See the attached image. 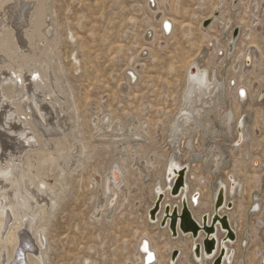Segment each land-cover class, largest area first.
<instances>
[{"label": "rangeland", "instance_id": "rangeland-1", "mask_svg": "<svg viewBox=\"0 0 264 264\" xmlns=\"http://www.w3.org/2000/svg\"><path fill=\"white\" fill-rule=\"evenodd\" d=\"M218 1H158L161 11L176 20L173 36L164 40L160 39L159 22H155L147 0H49L53 32L47 39L50 46L45 58L55 66V76L65 92V113L69 117L60 135L55 137H73L85 148L81 151L80 162L68 172H61L53 161L37 164L39 180L45 178L49 184L54 183L52 198L56 201L52 209L47 208L46 214L36 220V225L43 229L47 243L44 264H126L134 260L136 241L144 232L153 237L164 261L169 260V256L172 257L176 251L177 258L173 264H200L193 253L194 248L201 245L198 236L188 232L194 238L187 239L178 230L173 231L170 221L168 223L169 218L164 216L165 209L170 210L171 205L177 209L179 205L182 206V202L179 204V199H175L179 194L171 195L170 192L173 186L167 165L171 158L187 167L185 173L189 170L197 179H205L204 184L191 179L189 190L202 188L205 191L201 195L207 205L208 212L204 213L207 218L211 215L208 209L217 183L228 182L227 173L238 170L237 178L243 189L240 195L233 198L232 214L226 212L237 236L234 240L227 237L226 241H236L231 248L237 264H261L259 257L264 252V232L257 226V221L264 220V96L261 101L255 96H258V90L262 88L260 81L264 79V0H241V5L232 14L233 22L242 27L240 30L235 28L238 30L237 38H240L237 42L239 49L243 50L246 46L249 40L245 35L250 32L254 43L263 53L257 62L260 67L254 74H244L241 80L248 85L250 95H254L250 96L244 110L235 106L231 92L229 96L226 94L229 99H226L228 104L225 106L229 108L232 104L235 119L247 114L253 135L237 151L232 146L236 138L234 131L227 137H220L218 133L207 139L194 134L193 149L186 148L187 141L183 144V136L177 143H172L168 133L181 103L187 65L198 54L202 52L197 60L200 66L205 67L209 63L207 66L210 65L209 68H213L217 78L225 84L231 78L237 79L239 74L232 69L233 57L217 61L216 52L207 46L212 36L220 39V44H226L228 33L222 39L219 25L216 24L209 31L202 30L200 26ZM222 12L225 18H229L230 0H225ZM239 19L245 23H239ZM185 24L188 27L183 29ZM152 28L158 36L152 43L146 44L144 36ZM143 47L148 50L139 56ZM137 65L138 81L125 91L122 86L127 81L125 69L132 70ZM102 116L119 124L130 120L137 129L145 132V140L123 151L110 142H99L94 136L97 129L95 120ZM204 142L222 149L226 163L221 171L215 172L214 168L205 166L201 158L195 157L204 155L203 148H200ZM48 148L56 156L58 144L53 143ZM39 151L37 144L33 148H26L23 154L34 157L36 153H41ZM114 160L125 171L124 183L117 193L116 203L111 209L113 211H107L106 207L98 210L101 205L99 199H105L101 192L105 175ZM254 161L258 162L257 168L260 166L256 171H253ZM23 168L28 169L26 166ZM251 171L254 172L253 176ZM255 175L261 176L258 177L260 185L253 178ZM247 181L248 189L244 191ZM157 188L161 190L160 199ZM157 201L159 206L152 217ZM255 207L257 213L253 210ZM25 230L22 228L20 232ZM187 240L196 243L191 247ZM164 243L168 247L164 248ZM180 244H184L183 247L180 250L173 248L170 254L169 246Z\"/></svg>", "mask_w": 264, "mask_h": 264}, {"label": "bare ground", "instance_id": "bare-ground-1", "mask_svg": "<svg viewBox=\"0 0 264 264\" xmlns=\"http://www.w3.org/2000/svg\"><path fill=\"white\" fill-rule=\"evenodd\" d=\"M147 1L148 8L155 22H159L160 39L171 38L175 31L176 20L161 11L158 1L165 3V0ZM224 3L225 0H219L210 16L203 19L200 26L202 30L209 31L216 24L219 25L222 39L228 33L226 44H220V39L212 36L207 46L216 52L217 61L222 62L229 57H233L232 69L235 73L239 72V74L237 79L231 78L226 84L223 83L217 78L213 68L210 69V65L207 66L209 63L205 67L200 66L197 60L198 57L202 56V52L187 65L181 103L168 130L169 139L172 143H175L183 136L185 138L183 144L187 141V149H193L194 147L192 142L194 134L196 136L199 135L202 139H207L218 133L220 137H227L232 135L234 131L236 138L232 141V146L237 151L253 135L247 114H241L238 119H235L231 108L232 104L230 103L229 108L225 106V104H228L226 99H229L226 98V94L229 96L231 92L235 106L239 110H244L250 96L254 95H250L248 85L242 83L241 80L244 74H254L255 70L260 67L257 66V62L263 53L260 52L258 45L254 43V38L249 34L250 32L245 35L248 36L247 39L249 40L246 46L243 50L239 49L237 42H239L240 38L234 39L232 32L235 28L242 29V27L233 22L232 14L241 5V0H230L231 12L229 18L223 16L222 8ZM50 15L49 0H0V264H44L47 243L45 236L43 237V229L36 225V220L39 216L46 214L47 208L52 209L56 201L55 198H52L55 193L54 183L53 185L49 184V180L47 181L45 178H40L39 180L37 164L40 163L42 165L53 161L61 169V172H68L80 162L82 158L81 151L85 148L82 143L79 144V141L73 137H71L73 140L66 136H61L58 139L55 137L60 135L68 123L69 117L65 113L67 110L65 92L60 80L55 76V66L51 65L45 58L50 46L47 39L53 32ZM205 20L210 21L207 27L202 25ZM164 21L170 23V32L167 35L164 34L162 28ZM239 21L241 24L245 23L242 19H239ZM182 27L184 29L188 25L185 24ZM245 30L242 31L245 33ZM249 30L247 29V31ZM157 36L156 30L152 28L150 33L144 36L145 43H152ZM262 37L264 38V36ZM241 39L244 38L241 37ZM146 50H148L147 47H143L139 56L145 54L144 51ZM237 53L239 54L237 55ZM137 68L138 65L134 69H130L134 76V82H131L130 77L127 75V71L130 70L125 69L127 81L122 85L125 91L137 83L139 78ZM232 79L233 83L231 84ZM260 82V87H263L264 79ZM259 90L258 96H255L257 99L260 97L262 88ZM95 121L97 124V129L94 133L95 138L99 142H110L114 147L122 149V151L127 147H136L142 143V140H145L143 138L145 132L137 129L130 120L119 124L115 120L102 116V118ZM53 143H57L59 146L56 156L49 151L50 148L47 149V146L50 147ZM37 144L40 154L36 153V156L31 157L27 153L24 156L23 153L26 148H33ZM172 148L174 147L172 146ZM200 148H203L204 155L195 154V157L201 158L205 166L211 169L214 168L215 172L221 171L222 167H225L226 160L220 147L211 146V144L204 142ZM169 162V165H167L168 174L172 177L171 186H173L172 184L177 178L176 171L184 167L174 162L173 158ZM235 162L239 164L238 161ZM253 164L255 166L253 171L258 170L260 167L257 168L258 162L254 161ZM23 166L28 169L25 170ZM184 169L186 170L187 167ZM253 171H251V175L252 173L254 174ZM238 173V170H233L232 173L227 174L226 179L228 182L220 181L217 183L208 209L211 210V215H208L207 218V226H209L214 202L219 190L223 188L224 207L219 209L218 215L219 217H227V223L233 232L232 239L237 236V233L231 223L229 213L233 209L235 197L240 195L243 189L240 179L237 178ZM256 175L253 178L258 180L260 185V178L258 177L261 176ZM37 178L38 181H36ZM124 179V169L117 160H114L105 175L103 191H101L105 199H99L101 205H97L98 210L103 207H106L107 211L112 209ZM191 179L199 183H205V179H197L195 174L190 173L188 170L184 175V186L180 189V193L175 199H179V204L185 199L189 216L199 226L197 236L200 239L201 248L199 256L196 255V251L193 252L194 257L200 264H206V261L212 264L219 255L220 250L224 249L225 253L221 264H237L235 253L231 248L236 241L224 240L228 233L223 231V229L221 231L219 223L215 227V234L210 236V238H215V251L211 256L204 254L202 240L206 238V234L202 218L207 211V205L202 201L201 193L204 194L205 191L203 192L202 188L190 191L189 182L193 181ZM244 180L246 179L244 178ZM247 183L248 181L245 182L244 191L246 188L248 189ZM177 185L178 183L176 182ZM156 190L158 196L161 190L158 188ZM207 191L209 192V190ZM228 202L232 204L231 209L227 207ZM170 208V215L167 216L177 217L176 230L183 236H187V239L194 238L189 233L185 235L178 227V217L181 212L180 205L177 209V215L175 213L172 214L173 205ZM253 210L257 213L256 207ZM226 212L229 213L227 214ZM162 215L163 210L160 214V219ZM232 217L234 216L232 215ZM169 221L170 219H168V223ZM257 226L263 229L264 232V220L257 221ZM22 228L26 229L23 233L20 232ZM143 239L148 242V251L153 252L154 261L150 264H168L172 260L169 256V260L164 261L153 237H149V233L144 232L136 241L134 260L126 262V264H144L146 253L139 249ZM187 242H190L191 247L196 243L193 240H187ZM252 243L254 245V242ZM183 245L169 246L170 254L173 248L177 247L180 250ZM163 247H168V244L164 243ZM189 249L191 250V248ZM260 262L264 264V252L259 257ZM170 264L173 263L171 262Z\"/></svg>", "mask_w": 264, "mask_h": 264}, {"label": "water", "instance_id": "water-1", "mask_svg": "<svg viewBox=\"0 0 264 264\" xmlns=\"http://www.w3.org/2000/svg\"><path fill=\"white\" fill-rule=\"evenodd\" d=\"M209 24H210V21L205 20L203 22V27H207ZM162 28H163L164 34L167 35L170 32V23L168 21H164L162 24ZM237 33H238V30L235 29L233 32V38L234 39L237 38ZM127 75L130 77V81L134 82V76L132 75V72L127 71ZM263 96H264V84H263V87H262V90L260 93V97L258 98V100H262ZM184 168H182L179 171H176L177 178L173 184V187L171 188V191H170L171 195H178L180 193V189L183 188V186H184V175H185V169ZM168 177H171V176H169V174H168ZM176 182L178 183L177 186H176ZM223 193H224V189L221 188L217 194L216 200H215L214 205H213L214 214L211 216V222H210L209 226H207V216H203V218H202L203 227H204V231L206 234V238L203 240L202 246H203L204 254L208 255V256H211L215 251V246H216L215 238L214 237L210 238V236L215 234V227H216V225H218V223L220 224L221 229H226V231L228 233L226 235V238H224L225 241L227 240V237L230 240L235 239V238L232 239L233 232L227 223V217L226 216L219 217V215H218L219 209L224 207V195H223ZM158 196L160 199L161 193ZM193 197H194V195H193ZM227 205H228L227 207L229 209L232 208V204L230 202H228ZM158 206H159V201L156 202V206L152 210V213H151L152 217L154 216L155 212L157 211ZM172 210H173L172 214L175 213V215H177V208L174 207V208H172ZM169 211H170L169 209H167V208L165 209V212H164L165 218L168 217L167 215H170ZM168 218L170 219V228L173 231H175L176 226H177V217L171 216ZM178 227L183 233L190 232V233H192L193 236H196L198 234V231H199V226L189 216L185 199L182 202L180 216L178 217ZM200 248H201V245H197L194 248L197 256L200 252ZM139 249L146 253L145 258H144V264H150L152 261H154L153 252L148 251L149 248H148L147 240H145V239L141 240ZM224 253H225V250L221 249L219 252V255L213 261V264H221L222 259L224 257ZM171 258H172L171 262H174L175 259L177 258V252L176 251L173 253Z\"/></svg>", "mask_w": 264, "mask_h": 264}, {"label": "crops", "instance_id": "crops-1", "mask_svg": "<svg viewBox=\"0 0 264 264\" xmlns=\"http://www.w3.org/2000/svg\"><path fill=\"white\" fill-rule=\"evenodd\" d=\"M227 174H229V173H227ZM237 179V178H236ZM238 180V179H237ZM239 181V180H238Z\"/></svg>", "mask_w": 264, "mask_h": 264}]
</instances>
